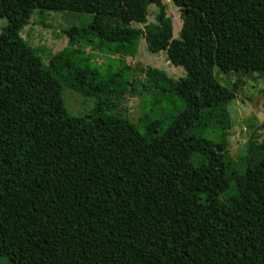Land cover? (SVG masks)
Masks as SVG:
<instances>
[{"label": "trees", "instance_id": "trees-1", "mask_svg": "<svg viewBox=\"0 0 264 264\" xmlns=\"http://www.w3.org/2000/svg\"><path fill=\"white\" fill-rule=\"evenodd\" d=\"M169 1L189 25L180 40L163 0H0V258L264 264V141L248 143L241 172L227 150L239 85L213 73L264 75V0ZM36 9L92 19L63 31L67 46L43 63L19 35ZM141 38L185 77L148 67L142 113L155 119L133 123L119 105L144 84L103 73L92 53L132 58ZM64 85L92 110L70 115Z\"/></svg>", "mask_w": 264, "mask_h": 264}, {"label": "rangeland", "instance_id": "rangeland-1", "mask_svg": "<svg viewBox=\"0 0 264 264\" xmlns=\"http://www.w3.org/2000/svg\"><path fill=\"white\" fill-rule=\"evenodd\" d=\"M163 3L166 15L172 22L173 38L180 40L187 35L189 25L169 0H163ZM155 15V6H149L147 24L157 25ZM91 19L92 15L84 12L36 9L31 13L29 22L21 29L19 35L40 56L43 63H46L50 57L67 46L68 39L63 31L72 27L87 26ZM6 25L7 20L0 18V33ZM137 26L143 28L141 25ZM86 52L89 53L90 50L87 48ZM92 55L93 63L103 73L111 71L116 76L115 80L130 83L132 79H136L140 84H144L138 87V95L126 97L119 105L123 116L133 123H137L143 114L155 119L150 107H145L142 113V106L148 105L155 91L145 82L144 73L148 67L160 69L173 79L185 77L184 69L171 65L164 52L157 55L149 54L142 38L139 49L132 58L100 52H94ZM213 73L222 86L229 87L233 83L239 85L235 99L228 106L230 126L227 130V150L230 158L243 172L246 168L248 143L254 141L260 144L264 141V75L242 72L224 74L218 68H214ZM61 96L67 112L75 117L88 113L95 105L94 98L84 97L65 85L62 86ZM163 107L167 112L171 110V105H163ZM0 264L10 263L0 258Z\"/></svg>", "mask_w": 264, "mask_h": 264}]
</instances>
